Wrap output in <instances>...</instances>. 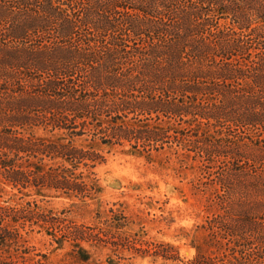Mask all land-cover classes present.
Masks as SVG:
<instances>
[{
    "label": "trees",
    "instance_id": "16d2710c",
    "mask_svg": "<svg viewBox=\"0 0 264 264\" xmlns=\"http://www.w3.org/2000/svg\"><path fill=\"white\" fill-rule=\"evenodd\" d=\"M125 145L147 156L176 145L212 177L216 213L197 226L194 258L134 231L122 208L79 220L102 192L106 147ZM8 187L0 264H51L32 256L33 231L68 243L69 264H100L105 249L264 264V0H0ZM52 197L73 202L58 209Z\"/></svg>",
    "mask_w": 264,
    "mask_h": 264
},
{
    "label": "rangeland",
    "instance_id": "374dc122",
    "mask_svg": "<svg viewBox=\"0 0 264 264\" xmlns=\"http://www.w3.org/2000/svg\"><path fill=\"white\" fill-rule=\"evenodd\" d=\"M106 153V161L96 168L102 192L78 211L79 220L90 222L99 210L122 208L134 221V231L146 232L150 240L173 244L185 261L194 258L192 242L197 226L216 213L212 200L216 185L199 168L200 162L183 155L176 145L151 156L133 152L129 145L106 147ZM12 194L9 187L0 191L3 198ZM47 200V205L58 209L73 202L65 197ZM27 238L36 259L44 255L51 264L70 263L68 243L59 245L45 231H33ZM94 256L100 264H161L151 257L120 259L110 249Z\"/></svg>",
    "mask_w": 264,
    "mask_h": 264
}]
</instances>
